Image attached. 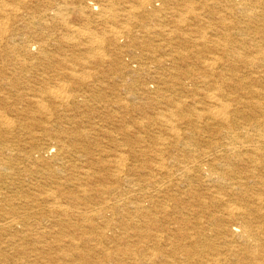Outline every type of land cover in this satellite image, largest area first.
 <instances>
[{"label":"bare ground","instance_id":"6f19581e","mask_svg":"<svg viewBox=\"0 0 264 264\" xmlns=\"http://www.w3.org/2000/svg\"><path fill=\"white\" fill-rule=\"evenodd\" d=\"M0 264H264V0H0Z\"/></svg>","mask_w":264,"mask_h":264}]
</instances>
